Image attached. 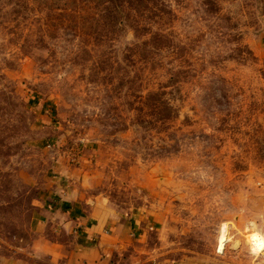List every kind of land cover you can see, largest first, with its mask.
<instances>
[{
    "label": "rangeland",
    "instance_id": "rangeland-1",
    "mask_svg": "<svg viewBox=\"0 0 264 264\" xmlns=\"http://www.w3.org/2000/svg\"><path fill=\"white\" fill-rule=\"evenodd\" d=\"M73 171L160 260L264 264V0H0V264Z\"/></svg>",
    "mask_w": 264,
    "mask_h": 264
},
{
    "label": "crops",
    "instance_id": "crops-1",
    "mask_svg": "<svg viewBox=\"0 0 264 264\" xmlns=\"http://www.w3.org/2000/svg\"><path fill=\"white\" fill-rule=\"evenodd\" d=\"M89 188L80 172L51 180L31 216L26 255L3 264H173L148 247L145 215Z\"/></svg>",
    "mask_w": 264,
    "mask_h": 264
},
{
    "label": "trees",
    "instance_id": "trees-1",
    "mask_svg": "<svg viewBox=\"0 0 264 264\" xmlns=\"http://www.w3.org/2000/svg\"><path fill=\"white\" fill-rule=\"evenodd\" d=\"M90 1H93L95 3H102V2H106L107 0H90Z\"/></svg>",
    "mask_w": 264,
    "mask_h": 264
}]
</instances>
